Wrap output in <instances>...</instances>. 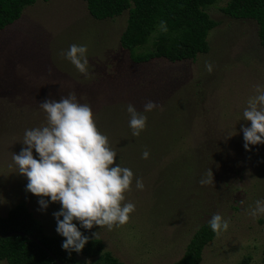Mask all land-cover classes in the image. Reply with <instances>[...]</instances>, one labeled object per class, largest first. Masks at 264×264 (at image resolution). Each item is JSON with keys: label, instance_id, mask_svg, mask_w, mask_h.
Returning <instances> with one entry per match:
<instances>
[{"label": "rangeland", "instance_id": "1", "mask_svg": "<svg viewBox=\"0 0 264 264\" xmlns=\"http://www.w3.org/2000/svg\"><path fill=\"white\" fill-rule=\"evenodd\" d=\"M229 1L206 9L218 23L208 36L210 51L176 63H134L120 41L128 11L96 20L85 0H37L0 32V216L24 203L47 235L60 236L53 216L60 204L40 209L12 153L25 147V130L45 122L39 103L49 93L59 100L75 92L90 104L98 129L117 152L116 163L134 173L126 202L135 211L128 222L82 232H99L106 250L124 264H172L196 230L219 213L229 228L205 247L201 264H237L245 257L264 264V214H248L256 200H264V144L246 151L241 130L250 126L243 120L248 98L256 85L264 86V48L255 21L223 13ZM72 44L87 46L88 75L61 56ZM147 101L157 107L144 113L146 128L135 137L127 105L143 112ZM209 168L214 184L202 186ZM137 178L143 190L136 188Z\"/></svg>", "mask_w": 264, "mask_h": 264}, {"label": "clouds", "instance_id": "2", "mask_svg": "<svg viewBox=\"0 0 264 264\" xmlns=\"http://www.w3.org/2000/svg\"><path fill=\"white\" fill-rule=\"evenodd\" d=\"M160 26L167 31L164 21ZM87 51L86 45L72 44L67 51L61 52V56L80 73L88 75ZM205 67L212 72L210 63ZM254 93L243 110V120L250 122V126L241 129L246 151H251L250 146L264 144V86L256 85ZM51 96L49 93V98L39 103L46 114L45 122L25 130L22 143L25 147L19 154L12 153V161L18 174L26 177V191L38 198L41 210H46L49 202L60 204V210L53 216L56 232L64 238L62 248L69 253H80L90 239L81 228L91 230L99 226L112 230L128 222L135 211V205L126 202L134 173L116 163L117 152L98 129L90 104L81 103L75 92L60 96L59 100ZM156 107L154 101H147L140 112L131 103L127 105L133 136L138 137L146 128L144 113ZM148 156L149 152L145 150L142 158ZM200 184H214L210 168ZM135 186L143 190V180L137 178ZM248 214L253 218L264 214V200H256ZM229 223L219 213L213 214L208 221L217 235L227 231ZM92 238L98 240L99 232L92 233Z\"/></svg>", "mask_w": 264, "mask_h": 264}, {"label": "trees", "instance_id": "3", "mask_svg": "<svg viewBox=\"0 0 264 264\" xmlns=\"http://www.w3.org/2000/svg\"><path fill=\"white\" fill-rule=\"evenodd\" d=\"M37 0H0V32L17 22L25 9ZM218 0H85L90 15L107 20L128 11L127 27L121 36V46L128 50L134 63L143 64L156 59L172 63L195 60L210 51L208 36L218 26L207 13L208 6ZM223 13L236 19L253 20L258 24V36L264 48V0H230ZM164 21L167 31L161 29ZM151 45V46H149ZM142 50V51H141ZM264 224V219L260 220ZM23 232L38 239L66 264H124L107 251L102 239L89 242L80 253L63 250L62 236L47 235L41 221L24 203L0 216V235ZM215 233L208 223L201 225L191 238L181 259L172 264H201L205 247ZM245 257L237 264H250ZM0 261L6 264H58L36 242L27 236L0 237ZM264 261V249H263Z\"/></svg>", "mask_w": 264, "mask_h": 264}, {"label": "water", "instance_id": "4", "mask_svg": "<svg viewBox=\"0 0 264 264\" xmlns=\"http://www.w3.org/2000/svg\"><path fill=\"white\" fill-rule=\"evenodd\" d=\"M19 235H23V236H27L30 240L36 241L48 254L49 256H51L58 264H66L63 261L59 260L55 254H53L46 246H44L38 239L32 237V236H28L27 234L23 233V232H19V231H15V232H11L5 236L0 235V237H4V238H10V237H14V236H19Z\"/></svg>", "mask_w": 264, "mask_h": 264}]
</instances>
